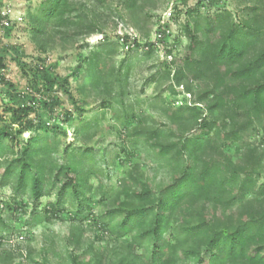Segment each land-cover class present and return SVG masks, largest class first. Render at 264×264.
I'll return each instance as SVG.
<instances>
[{"label":"trees","instance_id":"1","mask_svg":"<svg viewBox=\"0 0 264 264\" xmlns=\"http://www.w3.org/2000/svg\"><path fill=\"white\" fill-rule=\"evenodd\" d=\"M83 1L42 0L38 8L26 9L21 21L26 20L32 41L41 51L46 50L49 41L69 43L79 35L104 33L105 18L93 9L83 12ZM97 1L110 16L129 21L140 33L133 39L135 47L139 48L143 40L150 41L148 4L154 0ZM186 1L179 3L183 6ZM196 1L193 8L183 10L179 4L171 8V21L178 22L182 14L192 17V23L180 24L187 41L181 56L173 55L181 43L179 36L174 40L177 45L169 47L173 35L169 24L158 26L155 42L144 47L145 56L151 58L156 44L165 43L170 59L159 62L162 70L157 72V83H167L165 89L173 96L188 95L186 100L174 108L160 107V114L167 120L164 126H149L147 117H139L137 125L128 128L135 113L126 108L123 116L117 115L126 128L123 132L141 140L142 146L163 163L168 179L153 186L140 172L141 163H131L120 177L112 190V200H107L112 206L102 215L107 220V231L116 239L128 236L129 243H116L107 264H189L191 259L195 264H264V183L257 184L259 170L264 167V151L247 142L249 136L264 132V0H241L251 4L245 8L247 18L240 23L225 6L210 14L209 9L218 0ZM202 5L208 6L204 14L199 10ZM8 21V26L0 25V32L7 37L13 27H18L17 22ZM116 46L99 44L80 63L84 73L78 86L80 94L94 92L105 109L114 102L123 104L119 96L124 95L123 85L129 77L128 65L122 72V65L115 69L110 59ZM5 47L17 55L22 52L14 44ZM15 57L29 80L28 90L39 98L32 96V104H27L22 94L13 97L9 90H3L6 81L1 71L6 64L0 52L1 102L20 101L17 106H4L2 111L9 114L8 118L0 113V187L9 185L17 196L31 202L57 190L55 202L42 208L35 204L34 208H40L43 214L37 211L33 224L62 219L64 204L76 205L80 214L90 211V179L101 177L97 168L85 167L87 159L94 161L92 149L86 145L94 137L92 125L76 129L78 146L64 142L60 150L55 139L61 135L65 141L66 132L56 121L59 119L52 116L54 122L41 126L28 118L36 111L34 104L50 112L62 106L59 93L69 96L75 110L83 111L70 91L69 79L42 64L28 65ZM65 114L70 117L72 112ZM32 130L35 135L23 140V133ZM6 139L20 142V149L11 157L3 144ZM233 147L232 157L227 150ZM121 151L126 153V148ZM94 191L106 198L102 181ZM5 225L0 214V264H17L20 257L32 264H49L45 248L44 254L36 258L31 249L23 254L16 251L17 247L3 243ZM85 231L82 223L75 226L71 222L67 243L76 253L69 254L67 261L103 264V257L79 251Z\"/></svg>","mask_w":264,"mask_h":264},{"label":"rangeland","instance_id":"2","mask_svg":"<svg viewBox=\"0 0 264 264\" xmlns=\"http://www.w3.org/2000/svg\"><path fill=\"white\" fill-rule=\"evenodd\" d=\"M41 2L42 0H0V7L7 8L12 22L15 21L18 24L17 28L13 27L8 33V37L5 32H0V35L4 39V41L0 42V52L3 54L6 64V68L1 71L6 81L2 84V88L3 90L6 89V91L9 90L13 97L17 96L18 93L22 94V96H25L27 104H32V96L39 98L33 91L30 92L28 90L29 80L24 75L22 67L15 60L17 58L15 56L20 57L28 65L34 63L42 64L43 68H49L50 72L57 76L68 77L70 91L73 93L74 98L78 100L77 102L79 104L77 106L82 107L83 111L75 110L69 96L65 95V93H59L62 106L56 107L54 112H50L42 106L34 104V106L36 105V111L30 113L28 119L42 126L43 124L46 125L54 122L52 116L57 117L59 120H55L58 123L60 122L61 128H64L66 132L65 141V137L61 135L56 136L55 141L58 140L60 150L66 144L70 145V147L78 146V143H76V129L79 126L91 123V132H93L94 137L86 145L92 149L94 161L87 159L85 161V167L97 168L101 177L90 179V184L93 186V189L87 194V204L91 206L90 211L87 210L85 213L80 214L78 213L79 207L76 205L64 204L62 209L67 213L63 211L62 219L55 220L52 223L43 222L33 224V217L38 213L37 211L40 212L38 214H43L40 208V210L38 208L36 210L34 207L36 204L42 208V206L48 203L55 202L57 190H54L50 196L42 197L37 202H31L27 198L22 199L20 196H17L9 185L0 187V214L6 220L5 228L2 231L3 243L17 247L16 251H20L23 254H26V250L31 249L36 258L44 254L43 248H45L49 251L47 254L49 264H69L67 261L69 254L76 253L73 250V246L67 243L71 222L75 226H79L82 223L86 231L83 237L82 247L79 251H88L90 256L103 257V264H107L112 257L111 248L116 246V243L120 245L129 243L128 236L116 239L107 231V220H104L105 217L103 216L107 208L112 206L108 204L107 200H112V190L113 192L115 191L114 189L119 184L120 177L124 175L131 163H141L143 166L140 172L144 173L151 180L153 186L160 184L162 181L166 182L168 179L166 173H164L163 163L157 160L154 152L147 151L142 146L141 140L136 139L134 136H128L123 132L126 128L117 115L123 116L127 109L128 112L133 111L135 113L136 117L132 120L128 128L136 126L139 117H147L148 121L146 124H149V126H164L167 124V120L160 114V107L165 105L174 108L186 100L185 98L188 95L179 94L178 96H173L165 89L168 86L167 83L164 84L163 81L157 83L159 77L157 72L158 70H162L161 66L158 65L159 62H168L170 59V57H166L165 43L156 44V49L151 58L145 56L144 49L147 48L146 43L155 42V31L158 26L169 24L173 30L169 47L177 45V42L174 43V40L176 36H179L181 43L175 47L173 55L181 56L187 41L180 31V24H183L185 21L192 23V17H188L187 14L186 16L182 14L178 22L171 21V8L174 4H179L183 10L189 7L193 8L196 6L197 1L187 0L183 6L179 3L180 0H154L153 3H149L148 14L151 17L148 20L149 27L152 28L150 30V41L143 40L140 47L137 48L133 45V39L141 35L131 26L129 21L126 23L125 20L121 21L117 18L116 15L110 16L108 14L109 11L97 0H84L83 3L86 6L82 7L83 12L89 13L93 9L98 14H101L103 19L105 18L104 33L79 35L69 43L49 41L51 43L47 45L44 51H41L39 44L32 41L29 30H27L26 20L21 21V17L24 16L28 7L36 9ZM218 2L216 6L209 9L210 14L216 9L225 6L235 14L237 22L240 23L247 18L245 8L250 6L251 3L249 1L218 0ZM78 5L81 4L78 3ZM112 6L115 8L116 3L112 2ZM207 7L206 5L200 6V13L204 14ZM103 43L117 44L115 53L110 57L115 69L121 65L122 70L125 69L126 65L129 68L127 83L123 85L124 95L119 96L123 99V104L114 102L112 103V107L108 109L101 106L102 99L95 95L94 92L85 96L81 95L78 90L84 74L83 70H80V63L99 44ZM6 44L19 46L22 51L21 54H14L12 50L10 51L5 47ZM38 56L40 59L37 58ZM41 59L45 61H41ZM7 82L11 86H8ZM180 90L181 88L179 87L178 91L180 92ZM1 101L0 98V113L3 118L4 115L7 116L6 118L9 116L8 113L5 114L2 111L6 104L17 106L20 102L15 101L12 103L9 100V103H5ZM68 111L72 112L70 117H67L65 114ZM63 113L66 116H62ZM35 133L36 131L33 130L23 133L22 138L25 140L29 136L35 135ZM263 137L264 132H257L254 136H249L247 142L254 145V147L258 146L260 148L259 150L264 151ZM19 143L11 139L3 141L10 157L13 151L17 152L20 149ZM82 147L84 148L85 146L82 145ZM122 147L126 148V153L121 151ZM227 151L233 157L235 147ZM58 155L60 156V154ZM259 172L261 174L257 184H263V166ZM100 181L105 185L107 195L104 199L97 196L96 191H94V187L98 186ZM102 200H104V204ZM70 219L74 221H70ZM94 219H96V222H93ZM102 220L105 223H102ZM118 247L120 248L121 246ZM16 262L17 264H32L30 260H25L22 257L17 258ZM189 264H195V260L191 259Z\"/></svg>","mask_w":264,"mask_h":264},{"label":"built area","instance_id":"3","mask_svg":"<svg viewBox=\"0 0 264 264\" xmlns=\"http://www.w3.org/2000/svg\"><path fill=\"white\" fill-rule=\"evenodd\" d=\"M8 17V19L6 18ZM10 20L9 11L5 7L0 8V25L8 26Z\"/></svg>","mask_w":264,"mask_h":264}]
</instances>
